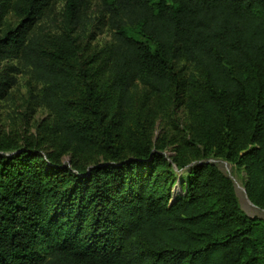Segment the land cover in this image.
I'll use <instances>...</instances> for the list:
<instances>
[{"label": "trees", "instance_id": "trees-1", "mask_svg": "<svg viewBox=\"0 0 264 264\" xmlns=\"http://www.w3.org/2000/svg\"><path fill=\"white\" fill-rule=\"evenodd\" d=\"M83 3L67 0L48 36L36 29L53 0H0V60L42 86L61 139L53 154L0 140V264H264V222L242 211L229 177L196 162L173 198L169 163L149 139L125 142L119 120L140 85L149 99L172 94L195 120L184 151L243 170L264 210V0H100L112 42L90 60L73 35ZM14 83L0 76V102ZM66 154L106 162L66 167Z\"/></svg>", "mask_w": 264, "mask_h": 264}, {"label": "rangeland", "instance_id": "rangeland-1", "mask_svg": "<svg viewBox=\"0 0 264 264\" xmlns=\"http://www.w3.org/2000/svg\"><path fill=\"white\" fill-rule=\"evenodd\" d=\"M66 2L67 0H53L50 13L36 32L48 36L61 33ZM99 4L100 0H84L82 9L87 19L86 25L74 29L73 35L80 45L82 60L92 59L112 42L109 24L98 20ZM15 22L12 16L7 19L8 25H14ZM176 68L182 71L184 78L195 82L203 81L202 73L193 65L182 63ZM2 75L12 78L15 83L9 89L7 99L0 102V140L10 138L21 145L30 141L43 153L53 154L61 139L51 132L55 116L38 105L37 98L42 86L31 79L30 71L17 60H0V76ZM119 114L125 142L149 139L153 151L169 163L175 178L170 188L173 198L184 194L185 176L190 168L198 164L196 162L210 163L232 180L242 211L248 217L264 222V210L253 204L247 196L243 170L215 157L197 161L191 151H184L185 143L190 140L195 127V120L172 94L149 99L146 88L140 85L135 92L133 107L123 109ZM76 162L93 167L104 164L106 158L97 154L77 157L66 154L60 159V163L66 167ZM178 164H185L187 167L179 169Z\"/></svg>", "mask_w": 264, "mask_h": 264}, {"label": "bare ground", "instance_id": "bare-ground-1", "mask_svg": "<svg viewBox=\"0 0 264 264\" xmlns=\"http://www.w3.org/2000/svg\"><path fill=\"white\" fill-rule=\"evenodd\" d=\"M246 197V196H245Z\"/></svg>", "mask_w": 264, "mask_h": 264}]
</instances>
